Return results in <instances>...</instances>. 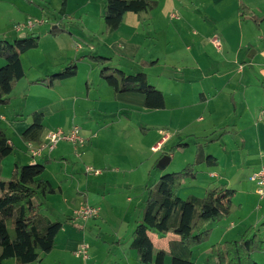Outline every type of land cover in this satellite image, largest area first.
I'll return each mask as SVG.
<instances>
[{
    "label": "crops",
    "instance_id": "obj_1",
    "mask_svg": "<svg viewBox=\"0 0 264 264\" xmlns=\"http://www.w3.org/2000/svg\"><path fill=\"white\" fill-rule=\"evenodd\" d=\"M14 1L10 4L0 0V5L8 6L15 19L11 28L7 23L1 24L0 40H16L35 33L40 37V46L23 55L26 76L11 94V104L0 106V130L16 147L2 163V175L4 180H9L15 166L47 161L43 178L62 190L61 194L44 200L43 213L51 221L65 225L77 221V212L91 205V190H97L98 194L101 184L116 177L113 173L124 162L118 158L121 153L128 156L125 173L139 181L142 188L140 199H128L134 202L132 212L137 213L139 202H145V188L150 179L158 183L164 174L162 170L153 174L158 154H164L170 143L172 147L177 140L189 138L186 147L170 156L169 166L177 162L176 166L184 169L196 154L190 141L200 140L223 126L224 140L236 134L239 148L246 156L234 158L233 168L243 173L246 168L250 171L251 166L264 167V0H152L158 6L150 15L127 13L122 27L112 34L105 32V0H66L65 15L60 13L62 0ZM241 2L262 18L259 27L252 18L241 19ZM37 21L47 23L26 27L29 22ZM59 23L66 31L55 36L51 30L57 29ZM214 39L221 48L213 44ZM89 55L111 59L113 67L128 75L144 72L150 83L164 93L166 109H146L145 98L138 93L116 94L100 78L96 64L84 59ZM63 56L62 62L57 61ZM75 60H78L76 77L54 88L32 85L62 71ZM151 62L156 64L148 65ZM0 64L3 66L4 62ZM166 111L171 113L172 120L164 119ZM35 112L45 116L43 138L50 130L68 132L78 127L86 139L85 145L75 148L61 142L52 153L33 158L31 150L39 144L25 142L22 136L32 125ZM159 145L160 149L156 150ZM253 150L259 151L263 163L258 161L255 165L251 159ZM221 165L222 162L216 169L210 168L208 174L223 182ZM87 167L100 174L87 175ZM197 180L198 177L195 181H185L179 192L182 199L200 198L211 188V185L198 186ZM143 208L134 219L133 232L143 219ZM242 210L240 205L239 211ZM56 216L64 220H55L60 218ZM230 218L209 228L214 232L217 225L222 231ZM65 225L56 247L62 237V252L74 253L82 243L66 235ZM262 230L264 226L259 228L258 235L264 238ZM133 232L129 233L125 248L120 241L116 243L118 248L111 258L115 264H141L136 251L131 249ZM223 234L220 243L227 238L228 227ZM150 236L156 251L167 250L175 238L153 231ZM213 244L211 241L193 249V262L212 264L209 252ZM52 254L44 257L41 264ZM8 262L16 264L13 260L3 264ZM164 264H171V258L167 257Z\"/></svg>",
    "mask_w": 264,
    "mask_h": 264
},
{
    "label": "trees",
    "instance_id": "obj_2",
    "mask_svg": "<svg viewBox=\"0 0 264 264\" xmlns=\"http://www.w3.org/2000/svg\"><path fill=\"white\" fill-rule=\"evenodd\" d=\"M157 6V2L152 0H105V32L112 34L118 31L127 13L150 15ZM66 8L67 1L62 0V15H65ZM239 13L242 20L252 18L258 27L262 22V18L255 16L243 2L240 3ZM65 31V27L59 23L51 33L57 36ZM39 46L40 37L35 33L26 34L13 43L0 40V61L5 62L0 67V106L11 104V94L26 76L23 55ZM84 59L96 64L100 69V78L116 94L138 93L144 96L146 109H166L164 93L150 83L144 72L128 75L113 67L111 59L107 57L89 55ZM77 63L78 60H75L62 71L35 81L32 85L54 88L58 83L78 75ZM155 64L148 63L150 66ZM32 118L33 123L22 138L25 142L40 144L45 116L35 112ZM186 146L183 143L173 146L170 153H164L158 159L154 168L164 156H171ZM15 150L6 133L0 130V264L9 260L16 264H41L44 257L55 250L57 237L65 225L60 221H51L44 215V200L48 196L61 194L62 190L54 188L43 178L47 161L15 166L12 177L4 180L2 163ZM202 165L218 167L220 163L214 156L205 154L203 145L197 144L191 164L179 172L164 173L154 187L146 186L143 219L133 232L131 244L141 264H164L167 257L171 258V264H195L192 260L193 249L208 242L212 234L209 226L232 216L236 194L228 190L227 185L208 188L202 199L191 196L183 200L179 196L186 180L197 179V167ZM151 231L160 235H174L175 238L167 250L156 251ZM258 232L256 227L251 226L238 240L212 245L209 252L212 264H259L254 260V255L264 254V238Z\"/></svg>",
    "mask_w": 264,
    "mask_h": 264
},
{
    "label": "rangeland",
    "instance_id": "obj_3",
    "mask_svg": "<svg viewBox=\"0 0 264 264\" xmlns=\"http://www.w3.org/2000/svg\"><path fill=\"white\" fill-rule=\"evenodd\" d=\"M1 1L8 2L10 4L15 3L14 0ZM14 20L15 19L9 12V7L6 5H0V27L1 24L3 26L7 23L6 25L11 28V23H14ZM6 41L13 43L15 38L7 39ZM93 55L96 54L93 53ZM63 60L64 56L57 59L59 62H62ZM163 114L166 121L172 120L171 113L166 111ZM134 121H136V119H134ZM197 121L198 120H196V122ZM219 121L223 123L226 120ZM196 125H198V123H196ZM224 136L226 135L223 126V128L212 130V133L209 132L206 137L200 138V140L195 139L190 141L193 149H196L197 144L203 145L206 155H212L219 160V163L222 162L220 173L223 176V182L209 177L208 170L210 168L216 169V167H206L203 165L197 168V172L199 173L197 174L198 180L195 184L198 186L211 185V187L227 185L229 190L236 194L233 201L234 206L231 218L228 220L222 231H220L216 225L215 231L212 232L208 242L205 244H208L211 241L212 244L214 243L213 245L219 244L221 239L220 236L225 233L226 227H228V236L227 238H224L223 243L238 240L242 236L243 230L251 226L256 227V225H259L257 229L259 231V228H262V225L264 224V198L261 199L257 195L256 191L258 187L250 180L252 173L260 169L257 167L253 168V166H251L252 169L250 168V171L246 168L245 171L241 173L233 168V165L235 166L234 158H237L238 155L243 156L244 158L246 156L239 148L240 139L236 136V134H231L226 140H224ZM188 139L189 138L184 137L181 141L177 140L176 145H178V142L188 144ZM170 145L171 143L165 148L164 153H170V149L173 147ZM193 145H195V148ZM226 147L229 149H226ZM253 152L254 153H252L253 156H251V159L255 160V165H258V161L260 164L263 163L261 160L262 156L259 151L256 152V150H253ZM162 155V153H159L158 158ZM127 157V153H121L118 155V158L124 162L127 160ZM124 162H122V166H117L119 168L117 173H113V175L116 176L115 178H111V180L107 181L105 184H101L99 188V191L101 190V192L97 194V190H91L89 203L94 205L93 207H100L99 210L101 211L99 217L87 221L77 218V221L73 220L69 224L65 225L66 235L89 247V260L84 261L82 258L76 257L75 252L63 253L61 248L62 237H60L58 239V246L54 251L55 253L48 257L46 263L43 264H115L111 258H113V253L116 252V248H118L116 243L120 241L123 248L126 247L127 242L130 239L129 233L133 232L134 219L145 204V202L140 201V208L136 211L137 213L132 212L131 208L134 202L132 203L131 201H128V199L138 200L137 198L142 195V188L139 181L132 178L128 175V173H125V169L128 168ZM176 163L168 166L162 173L169 174L183 170V168H180L179 166L177 167ZM114 168L116 167L114 166ZM159 171L161 172L158 168H153V174L158 173ZM201 171L202 173H200ZM82 174H84V170ZM156 184L157 182H155L152 178L148 182V185L152 187ZM204 196L205 193H203L200 198L202 199ZM73 197H76V192L73 193ZM82 197L84 198V195ZM240 205H243V210L241 212L239 211ZM56 217L60 218H54L55 220H64L61 216ZM261 223L263 224L260 225ZM215 224L213 225L215 226ZM10 229H12L11 225ZM153 232L157 234L155 231ZM262 233H264V230H262ZM254 260L259 264H264V254H256ZM5 264L12 263L8 262Z\"/></svg>",
    "mask_w": 264,
    "mask_h": 264
},
{
    "label": "built area",
    "instance_id": "obj_4",
    "mask_svg": "<svg viewBox=\"0 0 264 264\" xmlns=\"http://www.w3.org/2000/svg\"><path fill=\"white\" fill-rule=\"evenodd\" d=\"M47 23V21H37V22H29L26 27L34 28L37 24ZM18 30H21L19 27ZM213 44L217 48H221V44L217 39L213 40ZM61 142H66L71 144L75 148H79L86 143V139L81 135V131L78 127L72 128L70 131L66 132L63 130H50L45 133L42 142L38 145V147L31 150L32 157H41L43 153L53 152L57 146ZM161 145L158 146L157 149H160ZM87 174L99 175L100 172L91 167L86 168ZM251 182L255 183L258 187L256 193L257 195L263 199L264 198V167H262L257 173H254L250 177ZM100 210L97 207H93L90 205L84 206L81 208L76 217L82 219L84 221L90 219H96L99 217ZM75 256L78 258H82L84 261L89 260V247L87 245L82 244L77 251L75 252Z\"/></svg>",
    "mask_w": 264,
    "mask_h": 264
},
{
    "label": "water",
    "instance_id": "obj_5",
    "mask_svg": "<svg viewBox=\"0 0 264 264\" xmlns=\"http://www.w3.org/2000/svg\"><path fill=\"white\" fill-rule=\"evenodd\" d=\"M171 162L170 156H164L157 164L158 169L165 170Z\"/></svg>",
    "mask_w": 264,
    "mask_h": 264
}]
</instances>
